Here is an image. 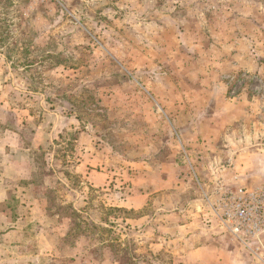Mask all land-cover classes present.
Masks as SVG:
<instances>
[{
	"label": "rangeland",
	"instance_id": "obj_1",
	"mask_svg": "<svg viewBox=\"0 0 264 264\" xmlns=\"http://www.w3.org/2000/svg\"><path fill=\"white\" fill-rule=\"evenodd\" d=\"M4 2L10 35L0 47V264H184L166 230L173 218L164 215L191 207L177 196L190 199L189 157L202 155L193 143L238 145L241 185H264V0ZM232 9L252 15L254 25L228 43L253 44L260 64L223 76L228 98H256L246 122L226 121L233 141L222 128L224 103L218 93L211 101L200 81L214 64L212 43L231 49L207 23ZM139 176L170 181L152 188L144 208H127ZM170 189L177 202L169 205ZM223 233L237 249L229 264H264V233L260 243L247 240L260 246L257 254Z\"/></svg>",
	"mask_w": 264,
	"mask_h": 264
},
{
	"label": "crops",
	"instance_id": "obj_2",
	"mask_svg": "<svg viewBox=\"0 0 264 264\" xmlns=\"http://www.w3.org/2000/svg\"><path fill=\"white\" fill-rule=\"evenodd\" d=\"M216 6L217 5H210V7ZM200 14L201 16L198 20L202 21L203 17L205 19L204 12H200ZM227 14L226 16H228V18L223 19L220 17L215 21L210 19L207 24H211L214 30L213 34H218L219 37L222 35V41L220 42L222 46L230 47L231 49L228 48L226 50L224 48L225 52L224 50L220 51L219 45L212 43L211 47L214 46L216 51V53L211 52V59L214 64L208 68L209 70L206 72V76L202 74V79H200V81L202 84H209L208 94L210 95L211 101H213L215 94L218 93L219 98L224 103L223 105L226 109H222L223 112H219V115H222L224 119L221 121L223 124L222 128H226L225 130L228 131L230 127L227 128L225 123L229 118H233L235 121L246 122L245 117L252 116V108H254L253 101L256 98L245 95L243 92H240L234 98H228L227 85L225 84L226 81L223 79V76L239 71H256L260 64L256 61L257 58L256 60L253 59V57H256L252 50L253 44H251L252 46L249 44L242 49L239 48V46L232 45L233 42L228 43L230 40L228 37H242V33L246 30V27H249L251 30V24L254 25L252 15L249 18L246 16H237L233 9L228 11ZM248 16H250V14ZM231 17L239 18L238 20L233 18L234 20L232 21L230 20ZM247 21L250 24L245 25ZM230 24H234V26ZM244 35L252 37L253 33L252 31L249 33L245 32ZM216 43H219V41ZM197 67L198 70L194 69L192 71L194 75H200V69L207 67L206 62L204 61L198 64ZM231 106L237 109L234 115L230 112ZM229 133V131L225 132V135H229V139L233 141L231 137L233 134ZM234 137L236 138V136ZM193 144V148L200 149L199 152H201L202 155L201 157L198 156L201 158V161H198L197 157H189L192 163V172L188 170L189 176L186 177L190 180L188 185L190 199H183L180 195L177 196L182 205L189 204L191 207L188 209L184 206H178L170 216L164 215L166 218H173V221L167 222L166 230L173 232L175 239L171 240V242H174L175 245L178 246L177 253L182 256L180 261H183L184 264H190L192 262H198L200 264H229V260L231 259L236 262L237 249L233 248V250H231L228 248L229 246L223 233L225 230L217 224L207 199L212 197L211 195L220 183H226L231 186L244 184L242 181L244 180L242 176L243 171H240V148L238 145H233V143ZM210 148H213L214 151L209 150ZM246 174H244V176ZM104 177L107 178L108 174L105 173ZM139 180L142 181V184L139 185L138 192L128 196L127 201L124 202V206L127 208H144L148 204L150 196L153 193L152 188L154 190L164 189L166 188L164 185L170 181L167 176H164L162 181H156V183L149 181L148 177L145 176L143 178L139 176ZM146 185L148 188L145 189L144 186ZM169 185L173 187V181H171ZM142 187L144 189H142ZM177 187L178 184H176L175 188ZM166 194H168V200L164 201L166 204L169 203L170 205L172 201L177 202V198L174 196V191L172 189L166 191ZM184 215H187V217L184 218ZM140 219H142V217ZM261 259L264 261L262 257Z\"/></svg>",
	"mask_w": 264,
	"mask_h": 264
},
{
	"label": "built area",
	"instance_id": "obj_3",
	"mask_svg": "<svg viewBox=\"0 0 264 264\" xmlns=\"http://www.w3.org/2000/svg\"><path fill=\"white\" fill-rule=\"evenodd\" d=\"M211 196L207 201L222 229L246 246H249L248 239L260 243L264 233V185L229 188L220 183ZM249 247L256 254L260 248Z\"/></svg>",
	"mask_w": 264,
	"mask_h": 264
},
{
	"label": "trees",
	"instance_id": "obj_4",
	"mask_svg": "<svg viewBox=\"0 0 264 264\" xmlns=\"http://www.w3.org/2000/svg\"><path fill=\"white\" fill-rule=\"evenodd\" d=\"M8 7L9 5L5 3L4 0H0V47L3 46L5 47V44L10 35L9 33L10 20H8V18L5 15L8 12ZM16 45H18L17 41L15 46ZM71 211H73V214L78 215V212L74 208Z\"/></svg>",
	"mask_w": 264,
	"mask_h": 264
}]
</instances>
